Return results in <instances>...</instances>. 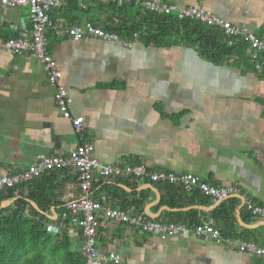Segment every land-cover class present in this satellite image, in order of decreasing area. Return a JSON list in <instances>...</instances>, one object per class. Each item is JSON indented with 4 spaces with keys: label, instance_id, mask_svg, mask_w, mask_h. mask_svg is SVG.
<instances>
[{
    "label": "crops",
    "instance_id": "crops-1",
    "mask_svg": "<svg viewBox=\"0 0 264 264\" xmlns=\"http://www.w3.org/2000/svg\"><path fill=\"white\" fill-rule=\"evenodd\" d=\"M103 2L110 1L91 2L83 8L79 0V8L71 12L69 0L51 11L52 21L64 25L108 21L111 11L99 5ZM175 2L180 7H204L256 32L264 24V0ZM0 18V173L25 170L40 155L66 156L80 143L89 142L102 163L143 164L152 171L193 173L218 186L238 185L248 198L264 204V73L238 67L232 60L213 63L188 44L147 45L138 38L127 47L88 36L74 40L52 26L47 30L49 49L69 90L71 113L84 118L78 131L60 112L56 88L44 64L33 55H17L5 47L11 38L31 37L29 9L0 4ZM71 175L58 189V199L65 204L82 195L72 169ZM130 178L140 184L137 190L150 189H140L145 184L164 183ZM102 180L116 179L95 178L96 182ZM124 185L129 189H123L133 191ZM99 187L92 191L94 199L106 195L111 206L123 208ZM156 189L159 202L150 189L153 197L145 208L154 202L150 212L159 214L157 219L175 221L177 215L173 214L195 210L201 222L216 223L213 212L219 200L188 191L201 195L197 203L172 208L159 205L164 191ZM242 198H238L235 212L237 234L264 246V225L253 229L243 225L264 220L253 219ZM163 206L180 210H162ZM239 208L242 223L237 217ZM127 211L137 213L133 207ZM51 218L55 220L56 213ZM100 227L101 251L118 252L121 264H264V257L194 233L162 238L125 223L105 221ZM69 235L74 250L79 251L80 230L73 225Z\"/></svg>",
    "mask_w": 264,
    "mask_h": 264
},
{
    "label": "built area",
    "instance_id": "built-area-1",
    "mask_svg": "<svg viewBox=\"0 0 264 264\" xmlns=\"http://www.w3.org/2000/svg\"><path fill=\"white\" fill-rule=\"evenodd\" d=\"M69 0H0L3 7L22 6L29 9L32 18L31 37L20 36L7 40L5 47L17 55L30 54L37 57L49 75L50 83L56 88L55 101L65 119L72 122L76 130H81L83 117H74L70 110L69 90L62 83L63 73L56 65L49 49L47 30L54 27L56 30L69 34L74 40L85 36L102 38L132 47L139 38L138 33L132 37H124L116 32L106 30L93 22L76 24H55L51 18V11L60 8ZM100 0H81L80 6L87 8L89 3ZM119 4L134 2L142 13L147 11L159 14H174L179 19H192L210 26L221 28L229 38L243 37L250 44L249 56L256 63V69L264 68V39L256 31L246 25H237L232 21L209 12L201 6L180 7L175 0H108ZM1 19V18H0ZM95 147L89 142L77 145L66 156L51 155L38 156L25 170L17 173H0V190L13 188L31 181L43 174L58 169H72L77 174L82 195L66 203L64 218L71 217L73 225L80 230L82 238L79 251L86 259V264H121L122 256L113 250L104 253L99 247L98 231L105 221L125 223L135 229L147 233L157 234L162 238L175 235H189L194 233L200 237H210L217 243L232 246L251 256L264 257V246L251 240L224 235L213 222L202 221L198 225L190 226L175 221L152 219L145 213H132L120 207H113L105 195L99 199L92 197L96 177L102 179L135 177L141 182L150 179L153 182H169L183 186L187 191H199L202 195L215 201L227 200L233 195H242L247 211L253 219L264 220V204L248 198L242 193L238 185L218 186L208 182L201 176L186 173L177 174L164 170L152 171L143 164H111L102 163L94 155Z\"/></svg>",
    "mask_w": 264,
    "mask_h": 264
},
{
    "label": "trees",
    "instance_id": "trees-1",
    "mask_svg": "<svg viewBox=\"0 0 264 264\" xmlns=\"http://www.w3.org/2000/svg\"><path fill=\"white\" fill-rule=\"evenodd\" d=\"M78 3L79 0H72L69 7L71 12L79 8ZM99 5L111 11L109 20L93 22L106 30L124 37L138 33L139 40L147 45L188 44L213 63L232 60L238 67L256 69V63L249 56V42L243 37L229 38L219 27L192 19L181 20L174 14L142 13L134 2L119 4L110 1ZM76 20L78 22L79 18ZM257 34L264 39V24ZM261 72L264 73V68ZM71 178V169H58L16 187L0 190V264H86L84 254L74 250L69 235L73 223L70 216L67 219L63 217L66 204L58 199L59 187ZM115 179L114 182L94 181V189L100 186L125 210L133 207L134 212L144 213L146 203L153 197L151 190H137L140 184L131 181L134 178ZM122 183L133 191L129 193L123 189L120 186ZM154 185L164 191L159 205L182 208L196 204V199L201 196L199 193L190 194L183 186L169 182ZM15 197L18 198L11 205L1 208L3 201ZM29 200L35 202L41 211ZM238 201V198H229L213 212L216 227L224 235L235 238L242 236L237 234L235 228ZM53 208L57 215L55 220L51 218ZM173 215H177L175 222L190 226L201 223L195 210ZM246 221L251 222V219L247 218ZM51 225L54 228L50 229ZM244 239L249 240L247 237Z\"/></svg>",
    "mask_w": 264,
    "mask_h": 264
},
{
    "label": "water",
    "instance_id": "water-1",
    "mask_svg": "<svg viewBox=\"0 0 264 264\" xmlns=\"http://www.w3.org/2000/svg\"><path fill=\"white\" fill-rule=\"evenodd\" d=\"M121 187H123V188H125V189H129L127 186H125L124 184H121L120 185ZM144 187H147V188H150V189H152V190H154L155 192H156V194H157V199H156V201L155 202H159V193H158V191H157V189H156V187H154V185L153 184H145V185H142L141 187H140V189H142V188H144ZM235 197H238V198H242L240 195H233V196H230L229 198H235ZM18 197H15V198H12V199H9V200H5V201H3L2 202V204H1V208H5V207H8L9 205H11L16 199H17ZM243 199V198H242ZM244 200V199H243ZM30 202H31V204L37 209V210H39V211H41L39 208H38V206L36 205V203L35 202H33V201H31V200H29ZM223 202V200H219V201H217V203H216V205H215V207H217L218 205H220L221 203ZM154 204V202L153 203H149L147 206H146V208H145V210H146V215L148 216V217H151L152 219H157L158 218V216H159V214H153V213H151L150 212V208H151V206ZM196 208H203V207H199V206H197ZM208 208V207H207ZM168 210V211H171V210H173V211H178V210H180V209H171L170 207H168V206H163L162 207V210ZM53 213H55V209L53 208ZM241 213H242V211H241V208H239L238 210H237V217H238V220L242 223V218H241ZM243 225L245 226V227H247V228H251V229H253V228H256V227H258L259 225H264V221H262V223H260V224H246V223H244L243 222Z\"/></svg>",
    "mask_w": 264,
    "mask_h": 264
}]
</instances>
